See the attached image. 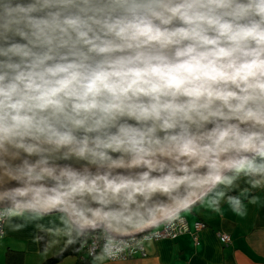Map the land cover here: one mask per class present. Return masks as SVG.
Here are the masks:
<instances>
[{
  "label": "clouds",
  "instance_id": "9594fccd",
  "mask_svg": "<svg viewBox=\"0 0 264 264\" xmlns=\"http://www.w3.org/2000/svg\"><path fill=\"white\" fill-rule=\"evenodd\" d=\"M224 203L264 207V0H0V240L124 264Z\"/></svg>",
  "mask_w": 264,
  "mask_h": 264
},
{
  "label": "crops",
  "instance_id": "0c3cea01",
  "mask_svg": "<svg viewBox=\"0 0 264 264\" xmlns=\"http://www.w3.org/2000/svg\"><path fill=\"white\" fill-rule=\"evenodd\" d=\"M221 208L223 212L212 213L197 206L191 214H186L190 232L197 221L206 225L198 235V245H195L191 233L173 240L149 242L144 246L145 256L127 260L124 264H256L264 258V248L258 243L264 227V207L248 204V215L243 219L234 215L227 203L222 204ZM50 219L46 217L43 223L47 224ZM217 233L229 235L230 245L223 246ZM41 236L45 238L44 250L39 244ZM51 239L47 234L37 231L35 226L11 234L0 240V264H42L65 248L63 240L51 245ZM59 264H77V258L66 257ZM102 264L118 262L104 261Z\"/></svg>",
  "mask_w": 264,
  "mask_h": 264
},
{
  "label": "built area",
  "instance_id": "2783aa9c",
  "mask_svg": "<svg viewBox=\"0 0 264 264\" xmlns=\"http://www.w3.org/2000/svg\"><path fill=\"white\" fill-rule=\"evenodd\" d=\"M205 224L201 221H197L193 224V230L192 232H190L189 228H188V224L187 221L185 220L184 224H177L174 230H170L168 233L164 232V229H161L160 231L162 232V236L159 239H155L152 240L151 242H157V241H161V240H173L183 234H187V233H191V236L193 237V240L195 242V245H198L199 243V239H198V235L199 233L205 228ZM2 227V226H0ZM185 228L187 230H185ZM217 238L220 241V243L223 246H228L231 243V238L229 235L225 234V233H217ZM139 239V237H138ZM93 242H96L98 245L102 243V237L99 236V233L96 234H91L90 236L87 237V243L85 244L84 248L82 249V255L85 257H88L89 259H91V257L88 255V253L92 250V245ZM149 243L148 241H142L143 244V251H135L134 255L132 256H128L127 260L130 259H134V258H138V257H143L145 256V244ZM99 249L97 248V251ZM107 262H111L114 263L113 261H107Z\"/></svg>",
  "mask_w": 264,
  "mask_h": 264
},
{
  "label": "trees",
  "instance_id": "16d2710c",
  "mask_svg": "<svg viewBox=\"0 0 264 264\" xmlns=\"http://www.w3.org/2000/svg\"><path fill=\"white\" fill-rule=\"evenodd\" d=\"M39 244L41 250H44L45 247V238L43 236L39 239ZM79 244H74L64 248L59 254L55 255L52 258L45 260L42 264H59L66 257H76L77 264H88L90 260L88 257L82 255V250L78 251Z\"/></svg>",
  "mask_w": 264,
  "mask_h": 264
}]
</instances>
